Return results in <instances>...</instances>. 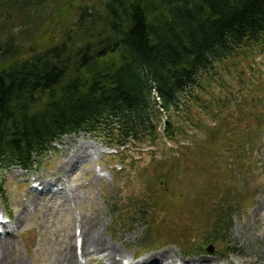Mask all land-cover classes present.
<instances>
[{"label": "trees", "instance_id": "16d2710c", "mask_svg": "<svg viewBox=\"0 0 264 264\" xmlns=\"http://www.w3.org/2000/svg\"><path fill=\"white\" fill-rule=\"evenodd\" d=\"M84 1L0 0V171H29L54 141L84 132L111 148L158 151L168 143L162 159L139 170L163 178L175 170L166 164L184 154L189 125L205 130L214 144L223 129L247 128L248 116L263 118L264 102L262 112L255 103L253 113L246 112L251 101L242 98L231 69L253 58V48L264 50V0ZM57 29L64 37L49 41ZM223 66L232 84L220 73ZM219 79L221 96L212 93ZM235 106L242 107L239 114ZM234 152L238 159L239 149ZM235 167L238 160L225 168L228 175H236ZM224 192L208 203L215 219L208 237L221 242L239 206L229 200L234 188ZM106 201L115 214L117 198ZM132 202L135 219L155 208L152 201ZM164 234L166 241L186 244L179 232Z\"/></svg>", "mask_w": 264, "mask_h": 264}, {"label": "rangeland", "instance_id": "374dc122", "mask_svg": "<svg viewBox=\"0 0 264 264\" xmlns=\"http://www.w3.org/2000/svg\"><path fill=\"white\" fill-rule=\"evenodd\" d=\"M88 1L98 5L103 0ZM62 30L54 31L49 41H61ZM252 55L251 59L234 61L231 69L244 88L242 98L251 101L246 107V112L250 113L255 110H250L252 103L262 112L264 102V50L253 48ZM226 69L223 66L220 73L232 84ZM213 82L215 90L211 88L212 93L224 94L222 81ZM233 86L240 88L236 82ZM233 109L237 114L242 111L241 106ZM198 115L210 126L215 125L211 118ZM247 118L252 122L247 128L237 126L236 130L226 132L223 129L214 144H209L205 130H196L193 124L189 125L193 130L187 131L182 142L186 146L184 154L177 163L166 164L168 168L173 164L175 170L163 178L151 175V172L141 176L139 170L162 159L160 155L169 147L168 143L158 151H155L156 147L146 145L116 149L107 146L101 138L84 132L54 141L43 159L29 171L15 166L2 169L0 181L4 193L0 195V217L6 223L0 240L7 238V247L1 248L0 257L22 258L20 264H51L64 254L69 242L72 250L75 247L80 264H108L102 254L91 252L90 256H82L80 229L89 224L94 236L116 245L124 261L135 262L146 256H156V264H264V116ZM80 144L88 146L90 151L84 153L83 149L82 160L77 158L74 167L60 171L64 156H70V151ZM236 148L239 149L238 159L234 156ZM236 160L241 167H235L236 175H228L225 168L231 169ZM152 172L154 174V169ZM48 178L54 180L50 190H66L68 198H75L67 205H63L61 199L50 201L49 197L30 204L32 188L44 192L46 188L40 182ZM231 188L235 194L229 200L239 206L232 207L231 223L228 230L223 231L226 238L221 242L208 237L213 232L215 220H212V207L208 203ZM107 198L114 201L117 198L115 214L111 212L113 207L107 203ZM132 198L145 205L148 204L146 201H152L155 208L148 210L146 218L135 219ZM201 208L205 209L202 211ZM150 221L151 234L143 240ZM169 230L174 234L181 233L186 244L178 246L166 241L164 233ZM210 246L212 253L206 250ZM159 252H169L174 258L159 257L156 255Z\"/></svg>", "mask_w": 264, "mask_h": 264}, {"label": "bare ground", "instance_id": "6f19581e", "mask_svg": "<svg viewBox=\"0 0 264 264\" xmlns=\"http://www.w3.org/2000/svg\"><path fill=\"white\" fill-rule=\"evenodd\" d=\"M84 149V153H88L89 147L86 145L80 144L78 147L70 151L72 154L70 156L66 155L64 156L63 161L61 162V169L60 171L64 170L67 171V169H71L74 167V161L77 158H80L82 160V150ZM85 157V154H83ZM83 157V158H84ZM86 158V157H85ZM79 159V160H80ZM57 180V179H56ZM54 182L53 179H45L40 182L41 185H43L46 190L43 192L42 189L37 190L35 187L32 188V197L30 198L29 203L30 204H37L38 202L42 201L44 197H49V200L54 199H61V202L63 205H67L70 200L74 199L75 197L72 196L71 198H68V193L65 191H54L50 190L49 186ZM3 224V223H2ZM8 228V227H7ZM4 230V229H3ZM9 234V233H8ZM80 238L81 239V247L80 251L83 255H89L91 252L102 254L103 257L106 259L108 264H147L148 262H151V264H156L158 261L156 260V256H146L142 259H139L135 262L128 260L124 261L123 256L121 255L120 250L116 247V245H110L107 243L102 237L100 236H94L91 231V226L89 224L82 225L80 229ZM6 236H4L5 239ZM7 239V238H6ZM0 240V245L3 247H0V251H2L1 248L7 247V240ZM71 242V241H70ZM70 243H66L64 254L57 257L55 259V262H51V264H80L76 253L74 251L75 247H73V250L71 249ZM159 257H165L168 259L174 258L169 252H159L156 254ZM90 256V255H89ZM22 258L17 260L12 259H5L3 257H0V264H20ZM171 262V261H170ZM173 262V261H172Z\"/></svg>", "mask_w": 264, "mask_h": 264}, {"label": "water", "instance_id": "95a60500", "mask_svg": "<svg viewBox=\"0 0 264 264\" xmlns=\"http://www.w3.org/2000/svg\"><path fill=\"white\" fill-rule=\"evenodd\" d=\"M206 250H207V252L212 253V248H211V246L208 247Z\"/></svg>", "mask_w": 264, "mask_h": 264}]
</instances>
